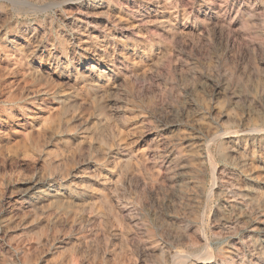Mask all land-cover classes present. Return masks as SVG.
I'll return each mask as SVG.
<instances>
[{
    "label": "rangeland",
    "instance_id": "1",
    "mask_svg": "<svg viewBox=\"0 0 264 264\" xmlns=\"http://www.w3.org/2000/svg\"><path fill=\"white\" fill-rule=\"evenodd\" d=\"M0 19V264H264V0Z\"/></svg>",
    "mask_w": 264,
    "mask_h": 264
},
{
    "label": "bare ground",
    "instance_id": "2",
    "mask_svg": "<svg viewBox=\"0 0 264 264\" xmlns=\"http://www.w3.org/2000/svg\"><path fill=\"white\" fill-rule=\"evenodd\" d=\"M75 1V0H74ZM80 1H83V0H77V2H80ZM119 1V0H118ZM4 2V1H3ZM26 2V4H29V2L28 1H25ZM60 2V1H59ZM65 2V1H64ZM93 2V1H92ZM32 4V3H31ZM120 4H121V2H120ZM63 5V4H62ZM122 5V4H121ZM77 6V5H76ZM99 6V5H98ZM74 7V6H73ZM78 7V6H77ZM84 7V6H83ZM126 7V6H125ZM47 8V7H46ZM105 9V8H104ZM49 10V9H48ZM128 10V9H127ZM132 10V9H131ZM33 12H34V9H33ZM64 12V11H63ZM36 13V12H35ZM39 13V12H38ZM130 13V12H129ZM2 14V13H1ZM54 14V13H53ZM2 18V17H1ZM59 18V17H58ZM87 18V17H86ZM104 18H106V17H104ZM112 18V17H111ZM1 20V19H0ZM109 20V19H108ZM73 21V20H72ZM37 22V21H36ZM67 22V21H66ZM77 22V21H76ZM7 23V22H6ZM88 23H90V22H88ZM75 24V23H74ZM109 24V23H108ZM33 25V24H32ZM38 25V24H37ZM111 25V24H110ZM117 26V25H116ZM9 27V26H8ZM6 28V27H5ZM70 28V27H69ZM2 31V30H1ZM16 31V30H15ZM42 31V30H41ZM13 32V31H12ZM21 32V31H20ZM70 32V31H69ZM30 33V32H29ZM87 33V32H86ZM1 34V33H0ZM30 35V34H29ZM75 36V35H74ZM5 38H7V37H5ZM4 38V39H5ZM21 38V37H20ZM45 38V37H44ZM71 38V37H70ZM76 38V37H75ZM74 38V39H75ZM12 39H18V37L17 36H14ZM46 39V38H45ZM8 40V39H7ZM71 40V39H70ZM9 41V40H8ZM33 42V41H32ZM56 42V41H55ZM39 43V42H38ZM41 43V42H40ZM73 45V44H72ZM76 45V44H75ZM24 46V45H23ZM43 48V47H42ZM36 49H38V48H36ZM44 49V48H43ZM37 52V51H36ZM40 52V51H39ZM81 52V51H80ZM76 53V52H75ZM59 54V53H58ZM96 54V53H95ZM62 55V54H61ZM93 55H94V53H93ZM76 58V57H75ZM84 63V62H83ZM82 63V64H83ZM102 64V63H101ZM59 65V64H58ZM75 69V68H74ZM46 70V69H45ZM42 74V73H41ZM66 74V73H65ZM69 75V74H68ZM44 76V75H43ZM73 80V79H72ZM77 92V91H76ZM78 93V92H77ZM76 93V94H77ZM58 94V93H57ZM59 98V97H58ZM62 103V102H61ZM70 124V123H69ZM234 135V134H233ZM248 135V134H247ZM254 137H255V135H254ZM216 141V140H215ZM215 141H213V143L215 142ZM210 146V145H209ZM205 148V147H204ZM209 148V147H208ZM206 152V151H205ZM213 152L211 153V151H210V149H208V153H207V156L210 158V160H212L213 159ZM195 156V155H194ZM133 157V156H132ZM205 157V156H204ZM130 160H131V158H130ZM136 160V159H135ZM213 176H214V179L217 177V166H214V168H213ZM40 182V181H39ZM63 182V181H62ZM33 183V182H32ZM43 183V182H42ZM42 185V184H41ZM47 186V185H46ZM214 186H215V184H214ZM214 186H213V189H214ZM51 189V188H50ZM35 191V190H34ZM32 192V191H31ZM213 192V191H212ZM29 193V192H28ZM54 193V192H53ZM49 197V196H48ZM7 198V197H6ZM10 206V205H9ZM8 206V207H9ZM26 206V205H25ZM31 208V207H30ZM264 227V226H263ZM6 236V235H5ZM205 238L206 239H209L207 236H205ZM207 241V240H206ZM210 241V240H209ZM209 243V242H208ZM208 247H209V245H208ZM28 250V249H27ZM180 253V252H179ZM182 253V252H181ZM179 254L178 256H177V259H179L180 260V264H186L187 263V261H185L184 259L187 257L186 255H184V254ZM176 254V253H175ZM214 258V252H213V250L212 249H210V247L207 249V256H205V258H203L202 260L204 261L203 263H208L209 262V260H212Z\"/></svg>",
    "mask_w": 264,
    "mask_h": 264
}]
</instances>
